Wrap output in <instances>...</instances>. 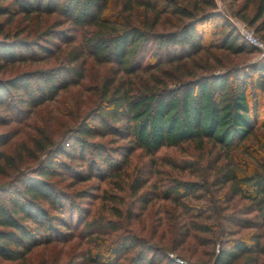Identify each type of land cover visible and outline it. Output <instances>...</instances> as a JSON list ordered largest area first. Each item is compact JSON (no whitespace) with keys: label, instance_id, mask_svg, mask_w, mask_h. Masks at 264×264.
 Returning a JSON list of instances; mask_svg holds the SVG:
<instances>
[{"label":"trees","instance_id":"16d2710c","mask_svg":"<svg viewBox=\"0 0 264 264\" xmlns=\"http://www.w3.org/2000/svg\"><path fill=\"white\" fill-rule=\"evenodd\" d=\"M203 1L214 8L213 0ZM200 2L123 0L121 8L114 11L111 0H0V73L18 63L51 57L57 41H64L68 36L58 28L64 22L74 27H95L90 35L83 37L80 46H74L66 54L64 63L0 77V125L26 118L33 109L53 101L62 90L83 79L84 65L79 60L84 54L99 63H114L119 72L134 76L143 70L142 59L151 41L158 42L157 65L199 55L205 47L199 28L206 22L220 26V47L234 52L252 47L220 12L212 10L193 16L189 4L197 9ZM135 7H144L155 14L149 29L154 27L162 12L189 17L190 21L173 32L152 33L145 25L137 24L133 15ZM40 14H55L61 20L55 21L34 40L21 37L20 31L13 34L6 30L18 15L29 18ZM263 15L264 0H259L258 11L249 23L255 24ZM257 30H264V19ZM238 73L229 70L189 80L177 79L176 87H168L158 77L145 88L136 87L128 79L115 82L108 78L101 93L103 106L94 112L90 122L81 124L57 153H53V142L40 129L37 146L45 153V158L21 179L17 178L20 180L0 186V260L27 264L33 250L60 240L62 227L71 228L70 221L77 207L51 179L68 173L74 180L81 181L103 172L117 173L132 147L153 153L165 146L186 142L204 148L206 141H211L220 148L219 158L224 157V150H240L256 166L251 168L245 163L247 160L239 163L230 157L229 163L219 169V175L223 182L231 184L233 195L251 202L248 208L256 211L260 222H264V160L255 156L254 149L246 144L255 135L257 126L264 129V118L259 121L264 107V62L254 65L250 76ZM109 135L127 142L118 146L123 147L117 154L120 156L110 154L105 142L92 139ZM8 140V133L0 134V147ZM257 142L256 150L264 153V138ZM14 160L15 157L0 150V174H5ZM75 161L85 162L86 169L78 170L72 164ZM137 181L132 184L136 189L142 186ZM172 188L178 195L182 191L191 194L199 189L195 182L180 181ZM84 225L92 229L93 221L84 222ZM197 228L211 230L209 225L202 223L197 224ZM108 245L110 249H88L82 253L83 262L80 263L125 264L117 258L121 250ZM259 255H264L261 237L254 234L230 236L220 247L214 264H236L238 261L258 264ZM160 257L150 250L139 251L130 264H158L164 259ZM166 260L165 264H177L168 257ZM66 264L77 262L70 260Z\"/></svg>","mask_w":264,"mask_h":264},{"label":"rangeland","instance_id":"374dc122","mask_svg":"<svg viewBox=\"0 0 264 264\" xmlns=\"http://www.w3.org/2000/svg\"><path fill=\"white\" fill-rule=\"evenodd\" d=\"M122 1L111 0L112 9L119 10ZM213 2L214 8L201 0L197 9L191 3L189 9L193 16L216 10L235 27L233 21L246 23L264 41V30H257L264 15L255 24L249 23V19L258 11L259 0ZM133 15L138 20L136 23L145 25L147 29L155 18V14L144 7H135ZM57 20L61 19L55 14L32 15L29 18L18 15L6 30L13 34L20 31L21 37L34 40ZM189 21V17L162 12L149 31L173 32ZM219 27L211 22L204 23L199 28L205 46L202 52L191 59H182L172 64L157 65L159 46L158 42L151 41L142 59L143 70L134 76L119 72L114 63H99L84 54L79 60L84 65L83 79L62 90L53 101L33 109L26 118L0 125V134H9L8 143L2 145L0 150L15 157L14 165L8 166L5 174H0V186L20 180L45 158V153L37 146L40 129L53 142L55 154L58 148L63 147L76 134L83 122H90L94 112L103 106L101 93L108 78L115 79V82L128 79L136 87L145 88L153 84L155 77L160 78L168 87H176L177 79L189 80L222 71L237 70L240 76H250L252 67L264 62V58L254 46H248L243 52L220 47L218 44L222 34L218 32ZM58 28L66 31L68 36L64 41H57L51 57L9 66L4 73H0V77L64 63L66 54L74 46H80L83 37L95 30L92 25L74 27L68 22ZM71 37L74 38L72 41L65 42ZM160 51L164 53L163 49ZM161 87H164L163 84ZM259 115L261 121L264 118V107ZM255 132L246 144L254 149L255 156L264 160V153L256 150L259 146L257 139L264 138V129L257 126ZM92 139L105 142L110 149L109 153L116 156H120L117 154L123 150V147L118 146L127 143L118 137L112 139L110 135ZM219 152V146L211 141H206L204 148L186 142L179 146H165L153 153L132 147L117 173L103 172L92 176L90 180L81 181L79 178L74 180L68 173L51 179L71 199L77 212L71 218V228H61L60 240L37 247L30 254L27 264H66L70 260L81 264L82 253L88 249H110L108 244L121 250L117 258L125 264L132 263V258L139 251L149 250L164 258L158 264L167 263L166 257L177 264H214L220 247L224 246L230 236L237 238L254 234L261 237L264 244V222H260L256 211L248 208L251 202L233 195L231 184L225 180L223 182L219 175V169L229 163L230 157L239 163L247 160L245 163L251 168L256 163L240 150H224L222 158H219ZM72 164L78 170L86 169L83 161ZM136 181L142 184L137 189L132 186ZM178 181L195 182L199 189L191 194L182 191L178 195L172 188ZM91 221L92 229L84 225V222ZM200 223L209 225L211 230H199L197 224ZM0 264L17 263L0 260ZM258 264H264V255L258 256Z\"/></svg>","mask_w":264,"mask_h":264},{"label":"built area","instance_id":"2783aa9c","mask_svg":"<svg viewBox=\"0 0 264 264\" xmlns=\"http://www.w3.org/2000/svg\"><path fill=\"white\" fill-rule=\"evenodd\" d=\"M233 21V20H232ZM241 36L251 45L254 46L262 58H264V41L259 38L254 30H252L246 23L241 21H233Z\"/></svg>","mask_w":264,"mask_h":264}]
</instances>
